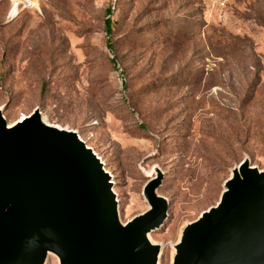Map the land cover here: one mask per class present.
<instances>
[{
	"label": "rangeland",
	"instance_id": "obj_1",
	"mask_svg": "<svg viewBox=\"0 0 264 264\" xmlns=\"http://www.w3.org/2000/svg\"><path fill=\"white\" fill-rule=\"evenodd\" d=\"M26 1L0 0L2 117L38 112L76 132L122 224L150 209L144 188L162 176L168 217L147 240L174 264L237 166L264 174V0Z\"/></svg>",
	"mask_w": 264,
	"mask_h": 264
},
{
	"label": "water",
	"instance_id": "obj_2",
	"mask_svg": "<svg viewBox=\"0 0 264 264\" xmlns=\"http://www.w3.org/2000/svg\"><path fill=\"white\" fill-rule=\"evenodd\" d=\"M161 179L144 188L150 209L122 224L111 176L76 132L38 112L13 128L0 117V264H157L147 235L168 217ZM224 189L174 264H264V174L241 162Z\"/></svg>",
	"mask_w": 264,
	"mask_h": 264
},
{
	"label": "trees",
	"instance_id": "obj_3",
	"mask_svg": "<svg viewBox=\"0 0 264 264\" xmlns=\"http://www.w3.org/2000/svg\"><path fill=\"white\" fill-rule=\"evenodd\" d=\"M105 19H104V31L106 35L109 37L112 33V28H111V10L108 9L105 13Z\"/></svg>",
	"mask_w": 264,
	"mask_h": 264
},
{
	"label": "bare ground",
	"instance_id": "obj_4",
	"mask_svg": "<svg viewBox=\"0 0 264 264\" xmlns=\"http://www.w3.org/2000/svg\"><path fill=\"white\" fill-rule=\"evenodd\" d=\"M32 5V4H31ZM16 14V13H15ZM0 117H2V115H0ZM28 117H26V118H22V119H20L17 123H15V124H11V125H7L8 126V128H13L14 126H16V125H19V124H22L26 119H27ZM43 122V121H42ZM79 139L80 140H82L81 138H80V136H79ZM87 147V146H86ZM88 148V147H87ZM98 157V156H97ZM100 159V158H99Z\"/></svg>",
	"mask_w": 264,
	"mask_h": 264
},
{
	"label": "built area",
	"instance_id": "obj_5",
	"mask_svg": "<svg viewBox=\"0 0 264 264\" xmlns=\"http://www.w3.org/2000/svg\"><path fill=\"white\" fill-rule=\"evenodd\" d=\"M24 1H26V0H24ZM27 2V1H26ZM21 4H23L22 2H20Z\"/></svg>",
	"mask_w": 264,
	"mask_h": 264
}]
</instances>
